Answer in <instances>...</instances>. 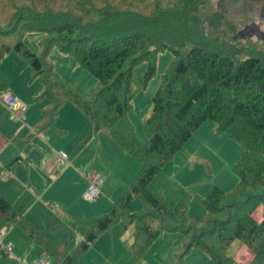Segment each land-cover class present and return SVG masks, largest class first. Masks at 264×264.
I'll list each match as a JSON object with an SVG mask.
<instances>
[{
	"label": "trees",
	"instance_id": "16d2710c",
	"mask_svg": "<svg viewBox=\"0 0 264 264\" xmlns=\"http://www.w3.org/2000/svg\"><path fill=\"white\" fill-rule=\"evenodd\" d=\"M201 0H0V37L19 28L42 33L38 50L22 38L0 43V62L10 52L28 63L33 78L47 99L42 124L49 125L57 109L71 102L140 165L124 192L103 213L79 218L87 226L75 248L63 251L51 243L50 228H37L0 195L1 225L13 224L53 256L58 264H77L98 235L124 219L134 224L128 251L139 264L142 255L162 232H180L191 248L204 251L215 264H236L229 248L236 242L254 254L249 264H264V61L256 55H234L204 40L193 11ZM52 47L72 53L96 79L88 96L70 85L47 59ZM169 50L171 61L160 76L145 121L152 129L146 143L133 131L123 132L118 119L132 108L133 70L147 63L143 86L156 72L160 51ZM218 134H228L243 148L232 165L236 186L226 191L214 185L202 197L201 220L189 216L190 195L165 200L150 182L192 134L206 121ZM140 198L134 209L131 202ZM126 224V223H125ZM180 264V263H179Z\"/></svg>",
	"mask_w": 264,
	"mask_h": 264
},
{
	"label": "rangeland",
	"instance_id": "374dc122",
	"mask_svg": "<svg viewBox=\"0 0 264 264\" xmlns=\"http://www.w3.org/2000/svg\"><path fill=\"white\" fill-rule=\"evenodd\" d=\"M193 13L200 22L205 41H212L214 46L233 54L235 59L256 55L264 61V40L259 39L256 35L241 34L246 26L253 24H257L264 31V0H201ZM42 36V33L26 32L24 29L19 28L11 36L0 37V43L11 44L19 37L24 39L32 50L37 51ZM171 57L172 54L169 50L158 53L156 72L146 86H143L142 81L147 63L142 62L133 70L134 89L137 90V93L131 100L132 108L128 110L124 117L118 119L116 126L126 133L133 131L141 143H146L151 137L152 129L147 125L145 118L150 113L152 96L159 87L160 76L171 61ZM47 59L60 75L83 95L88 96L96 89V79L78 63L72 53L63 52L57 47H52L47 54ZM36 81L39 80L36 78ZM36 97L37 95L31 100L35 99V102H43V107L45 109L49 108L46 98ZM71 107L75 108L71 102H64L57 109L52 121L58 120L59 115L62 117L70 114ZM81 115L83 116L82 119H88L83 114ZM61 120L64 119L60 118L59 121ZM99 132L102 133L103 131ZM107 137L112 143H115L108 135ZM116 151L111 152L109 150L104 157L102 154L99 155V158L115 172L109 176L105 184H102L104 195L96 201L90 202L83 197L85 183L81 181L80 175L75 174L74 167L69 169L66 177L50 190L49 200L62 205L66 213L64 217H59L48 211L50 215L47 224L57 226L51 234L53 242L66 239V246L69 245L68 250H71L87 231V226L83 223H77V220L83 217L89 218L93 214L106 211L111 204L110 200H117L122 194L124 186L114 185L110 195L109 192H105V187L114 184V177H118L120 172H123L122 180L124 179V181L132 180L136 176L140 169L139 163L125 151L124 153L128 156H123L124 160L122 161L121 157L118 156L119 148H116ZM242 152L243 148L237 141L228 134H218L214 129V123L211 120H206L192 134L183 148L178 150L164 164L163 169L152 179L150 187L160 188L165 200L170 204L174 202L175 198H181L187 192L194 199L195 193L207 186L211 188L218 185L226 191H231L238 182V177L233 172L232 165L240 158ZM262 157L264 159V152ZM67 167L68 165L64 168ZM83 168H87V166ZM107 195H109V198ZM190 202L189 200V205ZM140 204V198L138 196L134 197L131 206L136 209ZM261 209V212L258 213L257 211L254 215L261 217L264 214L262 213L264 208L261 207ZM83 227H86V229L81 232L80 230ZM133 228V223L125 222L122 218L112 223L109 229L98 235L87 252L79 258L78 263L135 264L134 257L128 251V246L133 240ZM10 232L12 234V231ZM14 238L16 239L14 247H20L18 253L14 250L16 254L14 257L12 251L8 256H2L0 250V264H18L17 256L24 251H28V244H22L23 241L18 236H14ZM186 240L187 237L180 232H162L142 255L139 264H215L199 248L193 247L187 253L181 255L182 246ZM239 247L235 242L229 248V252L232 251L233 253L234 262L236 264L251 263L254 259L253 252L245 245L242 246L244 249L246 248L244 251H241L242 247L241 250ZM10 250H12V247ZM28 252L29 255L33 253V251Z\"/></svg>",
	"mask_w": 264,
	"mask_h": 264
},
{
	"label": "crops",
	"instance_id": "0c3cea01",
	"mask_svg": "<svg viewBox=\"0 0 264 264\" xmlns=\"http://www.w3.org/2000/svg\"><path fill=\"white\" fill-rule=\"evenodd\" d=\"M42 88L41 82L33 78L31 69L24 58L15 52H10L4 56L0 62V94L4 91H10L18 99L24 101L28 108L23 115V119L17 121L13 119L0 99V195L9 201L19 213L26 216L37 228L46 229L51 227L48 233L51 243L59 246L63 251H70L68 250L69 245L66 246V239L60 242L52 241L51 234L57 226L47 224L50 215L48 211L59 217H64L66 213L64 207L58 203L59 211L53 212L49 209L47 204L54 203L49 200L50 190L66 177L72 167H74L76 175H79L78 171L86 166L97 170L104 176L103 183L105 184V181L110 175L114 174L115 170L109 168L99 158V155L102 154L104 157L109 150L117 152L116 148H119L118 156L121 157L122 161L124 160L123 156L128 155L124 153L122 148L115 145L116 143H112L105 133L94 132L90 120L82 119V113L76 107H71V113L68 115L62 117L59 115V119L63 118L64 120L59 121L58 119L52 121L53 124L51 122L49 125L42 124L40 117L43 110L47 109L43 107V102H35V99L31 100L36 95L38 97ZM40 131L44 134H41ZM58 150H64L67 154V164L64 166H59L55 162L54 153ZM67 165L68 167L64 168ZM122 173L120 172L118 177H114V184L105 187L106 193L109 192L110 195L114 185L124 186L126 182L131 180H122ZM151 189L155 190L156 188ZM158 189L160 188L156 190ZM209 190L210 186H207L195 193L194 199L187 192L191 201L188 214L193 219L201 220L203 218L205 212L200 201ZM103 195L102 185L101 196ZM109 195H107L108 198ZM110 202L112 204L114 201L110 200ZM261 210V207H259L258 213ZM262 213H264V210ZM3 218L4 216L0 213V230H4L0 242L3 245H9L12 250L6 253L0 249L2 256H8L12 251L14 257L16 255L14 250L18 253L20 247H14L16 245L14 236H18L23 241L22 244H28V251H33L32 255H29L28 251L20 253L17 256L18 264H34L40 257L45 255L49 258V264H58L53 256L45 252L44 248L30 238L19 226L11 223L2 226L1 221ZM85 229L86 227H83L80 231L83 232ZM10 231H12V234ZM245 249L242 247V250H240L244 251ZM78 260L76 261L77 264H79Z\"/></svg>",
	"mask_w": 264,
	"mask_h": 264
},
{
	"label": "built area",
	"instance_id": "2783aa9c",
	"mask_svg": "<svg viewBox=\"0 0 264 264\" xmlns=\"http://www.w3.org/2000/svg\"><path fill=\"white\" fill-rule=\"evenodd\" d=\"M0 99L3 101L7 110L11 114L14 120L21 121L23 115L28 108V105L18 99L12 92L4 91L0 94ZM54 159L57 165L64 166L67 164V154L64 150H58L54 153ZM81 180L85 183V189L83 192V197L90 202L96 201L102 195V184L104 182V176L95 169L83 168L78 171ZM51 211H59L57 203L47 204ZM4 230H0V237ZM0 249L3 252H8L10 250L9 245H3L0 242ZM49 258L45 255L40 257L34 264H49Z\"/></svg>",
	"mask_w": 264,
	"mask_h": 264
},
{
	"label": "water",
	"instance_id": "95a60500",
	"mask_svg": "<svg viewBox=\"0 0 264 264\" xmlns=\"http://www.w3.org/2000/svg\"><path fill=\"white\" fill-rule=\"evenodd\" d=\"M241 34H245L247 36L256 35L259 39L264 40V31H262L257 24L246 26L241 31Z\"/></svg>",
	"mask_w": 264,
	"mask_h": 264
}]
</instances>
